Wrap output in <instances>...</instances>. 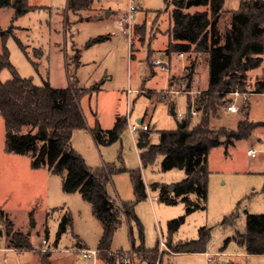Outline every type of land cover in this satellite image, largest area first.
<instances>
[{"label": "rangeland", "instance_id": "374dc122", "mask_svg": "<svg viewBox=\"0 0 264 264\" xmlns=\"http://www.w3.org/2000/svg\"><path fill=\"white\" fill-rule=\"evenodd\" d=\"M237 2L238 0H228L224 10L238 9ZM28 3L40 6H34L37 9L16 20H12V9H0V24L6 31L10 29L9 33L21 40L31 59L37 63L39 71L13 36L7 41L12 65L20 76L33 78L37 85L49 81L55 87H65L75 76L87 90L99 85L100 88L96 91L81 96L80 104L87 128L74 132L72 147L82 155L89 167L96 169L115 163L118 168L124 166L127 169L126 172L115 174L108 184L109 194L119 202L135 200L130 174L133 170H141L148 189L147 198L137 202L135 206L138 220L129 221L126 217L122 218V224L114 235L111 248L129 250L133 242L136 246L143 244L148 250L157 248L156 262L159 261V264H264V254H249L234 240L238 231L244 232L247 214L264 213V124L258 126L256 135L253 132L249 138L240 140L232 137L230 141L234 142L233 145L226 147L222 144L211 149L208 201L205 209H196L186 214L185 202L179 200L176 204H167L159 199L160 189L151 188L153 183H159L165 185L172 194L175 184L186 176L183 169L163 170L162 156L147 167L141 165L136 146L140 131L133 132L132 125L136 124L146 111V120L151 123L149 129H154L150 141L157 143L160 130L176 129L182 122L177 115L181 114L184 118L188 115L187 96L190 95L194 99L197 93L208 86L205 54L193 53L180 58L177 53H171L166 57L169 59L170 71L156 70L152 77L145 75L144 69L148 59L152 62L150 65L155 66L156 58L151 59V52L165 46L166 39L159 33L164 32L167 36L169 34L172 5L168 7L165 0H91L89 8L72 10L69 0H28ZM130 4L136 7L134 20L138 26L133 25L132 34L127 37L118 29L117 21L128 11ZM197 9L202 10L205 7L189 8L190 11ZM109 12L112 14L108 15ZM229 26L230 14L225 13L220 20V29L224 32ZM153 34L157 35V38H153ZM97 37H104L105 40L89 45L90 40ZM78 52L81 53L82 65L74 71V59ZM262 57L261 66L247 72L245 91L251 92L247 101L242 95L235 99L232 94H228L225 97V106L235 101L239 111L231 113L225 106L221 107L217 117L212 120V127L225 129L227 133L236 131L237 122L244 117L241 111L246 102H251L249 121L264 123V94L253 95L252 92L256 81L264 79V54ZM189 66L194 67L195 73L191 79L182 80L181 77ZM183 68V73L178 74ZM12 77L8 68L0 73L2 82ZM172 78V84H167L168 79L170 81ZM187 85L191 86L190 90H187ZM142 86L147 88L144 94L127 93L129 89L138 90ZM164 100L174 102L177 115L172 114L170 105ZM117 112L127 115L128 119V125L121 138L110 145L96 143L90 128L96 122L103 128L111 127ZM198 122V114L193 115L190 126ZM251 148L256 150L257 156L251 157L247 154ZM17 157L20 161L15 169H36L31 166L28 156ZM0 169L12 168H3L0 163ZM48 183L49 200L43 198L30 201L27 193L22 190L21 196L14 197L11 194L5 203H1L3 208L10 211V217L15 224L14 230L30 232L29 238L33 248L15 247L10 244L6 237V226L0 221L4 228L1 229L5 231L2 244L30 251L24 257L28 260H33V253L39 259L43 253L40 250L42 239L48 235L50 243H54L60 219L69 212L73 218V226L59 239L57 249L51 251V264H92L72 250L98 248L102 224L93 216L90 203L85 201L80 193L63 191L61 176L51 174ZM3 184L0 182V199L6 192L1 186ZM150 196L158 198L152 200ZM190 198L196 200L197 197L191 194ZM48 203L54 207L49 215L46 212ZM63 207L66 210H62ZM32 210L36 220L35 229H31L29 224V213ZM233 213L238 215L235 225L222 224L223 220ZM183 215L184 221L171 235L169 221ZM140 226L144 234L143 242ZM202 227L211 229L210 241L206 246L207 254L175 253L168 248L167 243L171 237L174 243L199 239ZM75 236L86 246L77 244L78 238ZM161 241L166 244L165 248L161 247Z\"/></svg>", "mask_w": 264, "mask_h": 264}, {"label": "trees", "instance_id": "16d2710c", "mask_svg": "<svg viewBox=\"0 0 264 264\" xmlns=\"http://www.w3.org/2000/svg\"><path fill=\"white\" fill-rule=\"evenodd\" d=\"M171 9V25L167 53L205 54L208 65V86L197 93L194 99L188 95V111H198L199 122L190 126L193 116L187 115L176 129L159 131V141H150L154 129L140 130L136 146L142 167L153 164L159 156L163 157L161 168L183 169L185 178L177 182L170 194L165 185L153 183V190L160 189L159 199L167 204H176L179 200L186 203V214L196 209H205L208 201V180L210 175L209 154L212 148L224 144L233 145L230 138L240 140L249 138L254 130L264 124L251 122L249 103L242 107L243 118L237 122L236 131L227 133L225 129L212 127V120L217 117L220 108L225 106V97L236 90L245 91L247 72L257 69L263 62L264 54V0H242L238 9L228 11L230 26L224 32L220 29V20L225 14V0H165ZM191 7H205L190 11ZM91 0H69L72 10L89 8ZM0 8L13 9L12 20L37 9L28 0H0ZM13 36L17 44L35 66L21 40L0 25V73L10 69L13 77L0 80V115L5 121V149L8 153L26 155L31 159L33 168H47L52 174L62 178V189L66 193H80L90 203L93 216L102 224V234L98 249L106 252L112 249L116 231L122 224V218L138 220L135 214L137 202L147 198V187L141 170L130 172L133 181L135 200L119 202L108 191V184L115 174L126 172L115 163L99 168L89 167L80 153L72 147V137L76 130L87 128V122L81 108V96L91 94L100 88L86 89L75 76L68 86L55 87L49 81L42 85L34 83L33 78L20 76L10 60L7 46L8 38ZM107 38V37H106ZM105 40L97 37L89 45ZM80 52L74 62H79ZM194 67H186L182 80L191 79ZM172 78L170 85L172 84ZM187 85V90H190ZM253 93H264V79L255 83ZM175 109L171 100H164ZM128 125L126 115H118L110 129H103L98 122L90 128L96 143L110 145L119 140ZM196 195L192 200L190 195ZM236 213L226 217L222 224L235 225ZM185 215L169 221V232L174 231L184 221ZM0 221L6 226V237L15 247L32 249L30 234L14 230V222L9 214L0 208ZM30 228L36 226L34 210L29 214ZM73 226L71 213H65L56 232L57 246L62 235ZM5 232V231H4ZM211 229L202 227L199 239L174 243L172 237L167 246L175 252H206L210 241ZM142 242L144 234L140 226ZM78 238L77 244L85 247ZM234 240L243 246L249 254H264V213L247 214L244 232L238 231ZM132 248L140 264H155L158 249L148 250L143 244ZM51 251L40 254L39 264H51ZM161 264V263H160Z\"/></svg>", "mask_w": 264, "mask_h": 264}, {"label": "crops", "instance_id": "0c3cea01", "mask_svg": "<svg viewBox=\"0 0 264 264\" xmlns=\"http://www.w3.org/2000/svg\"><path fill=\"white\" fill-rule=\"evenodd\" d=\"M241 1L242 0H238V2H237L238 5H240ZM227 3H228V0H225V7H226ZM31 6H40V5H31ZM0 9H3V8H0ZM231 10H235V9H230V8L226 9L225 8V11H226L225 13H228V11H231ZM109 14L111 15L112 12H109L108 15ZM134 19H135V16H134ZM12 25L16 26V27H19V28H24V27H22L20 25H14V24H12ZM133 25L134 26H138V24L135 22V20H133ZM170 25H171V22H170ZM3 29L6 30V28H3ZM8 32H10V31H8ZM159 34H160V36H162V37H164L166 39L165 46L163 48H161V49H158V50H156L154 52H151L150 56H151V59H154V58L163 59L164 65H166L169 68L168 71H170L169 59L166 58L169 55L167 53V51H166L168 43H169V36H167L164 32L159 33ZM153 38H157V35L153 34ZM177 55H178V57L182 58V57H185L187 54L185 53L184 56H180L179 53H177ZM80 57H81V53H80V56H79V62L76 63L75 66H74V71H77L78 69H80V67L82 65ZM131 57H133L132 53H131ZM150 62H151L150 59H148L147 63H146V67H145L144 70L146 71L145 72L146 76H151L152 77L153 75L156 74V70H160V69L157 68L156 66H151L150 64L152 62L151 63ZM183 70H184V68L178 74H182ZM160 72H166V71L160 70ZM169 82L170 81L168 79L167 84ZM162 89H164V88H162ZM129 90L127 91L128 94H130V93L144 94V93H146L147 88L142 86L138 90L137 89L136 90L129 89ZM256 94H261L262 95L264 93H253V95H256ZM127 96H128L127 97V103L129 104V95H127ZM248 103H249V113H250L251 102H248ZM173 111H175L174 115H177L176 109H174V110L171 109L172 114H173ZM118 115H125V114H121V113L117 112L115 114L114 122H115L116 117ZM146 117H147V112L145 111L144 116L142 118H139L137 123L139 122V120H141V123H138V124H142L143 123V124H148L149 126H151V123L148 120H146ZM114 122H113L112 126L114 125ZM261 122H263V121H261ZM112 126L109 127V128H103V127L102 128L103 129H110V128H112ZM152 128H154V127H152ZM257 129H258V127L254 130V134L257 131ZM81 130H86V128L79 129V130H76V131H81ZM90 132H91V130H90ZM5 133H6L5 121H4L3 117L0 115V161H1L0 163L3 166V168H5V167H11L12 168V169H0V182L4 183L1 186H3L4 189L6 190V192L1 196L0 208L5 210L10 216V211L7 210L6 208H3L4 205L1 204V203H5L4 201L11 194L14 197L15 196L19 197V196H21L22 190H24L27 193V195L29 196V200L30 201H34V200H37V199H43V198L46 199V200L47 199L49 200V198H50V195H49L50 187L48 186V184H49L48 181H50V176H51L52 173L47 168L46 169H41V168H37V169H15L16 165H18L19 161H20V159H18V157H17V156H19V154L8 153L6 151V149H5ZM91 135H92V133H91ZM92 137H93V135H92ZM251 149H254V148H251ZM138 154H139V151H138ZM24 156H26V155H24ZM43 168H45V167H43ZM3 178H5V180H3ZM50 205L51 204H49V203L46 204V208H47L46 212H47L48 215H49L50 211H52L54 209V207H52ZM62 210H66V208L63 207ZM1 228H3L2 224H0V264H39V259L34 253H33V255H34L33 256L34 257L33 260H28L27 258H24V257H25V255L27 253H30V251H27V250L26 251H22V250H18V249H15V248H10V247H7V246L3 245L1 240H2V237L4 235V231ZM33 229H35V228H33ZM28 233L30 234V232H28ZM45 238H47L48 240L50 239L48 235H46ZM49 243H50V240H49ZM51 244H53V243H51ZM57 247H58V244H57ZM205 253L207 254V252H205Z\"/></svg>", "mask_w": 264, "mask_h": 264}, {"label": "built area", "instance_id": "2783aa9c", "mask_svg": "<svg viewBox=\"0 0 264 264\" xmlns=\"http://www.w3.org/2000/svg\"><path fill=\"white\" fill-rule=\"evenodd\" d=\"M136 11V7L133 4H130L129 9L126 13L122 15L117 21V26L118 29L125 35V36H131L132 31H133V20H134V13ZM180 56H184L185 52H180ZM154 65L159 68L162 71H168L169 68L164 65L163 59L156 58L154 60ZM130 91V90H129ZM229 94H232L235 99L238 98V96L242 95L243 99L247 101L249 98V95L251 92H240L239 90L233 91ZM226 110L231 113H236L239 111V107L236 104L235 101L229 102L225 106ZM192 114L197 115L198 111L196 109H192ZM177 117L179 119H183V115L178 114ZM148 124H134L131 127V130L133 132L140 131V130H148L149 129ZM247 154L251 157H255L257 155V152L255 149H249L247 151ZM150 198L153 200L157 199V196H150ZM161 247H166V244L161 241ZM56 246L53 244L49 243V240L47 238L42 239V246H41V251L46 252V251H54L56 250ZM75 253H79L81 257L85 260L90 261L92 264H140L134 250L131 248L129 250H124V249H110L106 252H102L98 248H76L72 250ZM155 264H159V261H157Z\"/></svg>", "mask_w": 264, "mask_h": 264}, {"label": "water", "instance_id": "95a60500", "mask_svg": "<svg viewBox=\"0 0 264 264\" xmlns=\"http://www.w3.org/2000/svg\"><path fill=\"white\" fill-rule=\"evenodd\" d=\"M190 7H191V2L189 1V2L187 3V8H190ZM8 31H10V29H9ZM173 114H175V111H173ZM188 115H189V116H192V115H193V114H192V111H190V112L188 113ZM138 123H141V120H139Z\"/></svg>", "mask_w": 264, "mask_h": 264}]
</instances>
